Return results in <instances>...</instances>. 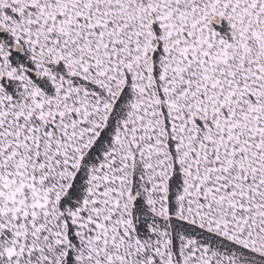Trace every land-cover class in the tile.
I'll use <instances>...</instances> for the list:
<instances>
[{"label": "snow or ice", "instance_id": "obj_1", "mask_svg": "<svg viewBox=\"0 0 264 264\" xmlns=\"http://www.w3.org/2000/svg\"><path fill=\"white\" fill-rule=\"evenodd\" d=\"M0 264H264V0H0Z\"/></svg>", "mask_w": 264, "mask_h": 264}]
</instances>
